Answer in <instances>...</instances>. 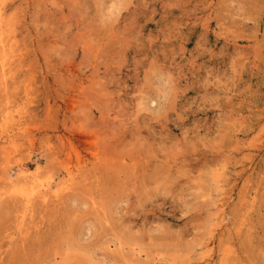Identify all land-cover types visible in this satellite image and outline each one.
<instances>
[{"label": "rangeland", "instance_id": "rangeland-1", "mask_svg": "<svg viewBox=\"0 0 264 264\" xmlns=\"http://www.w3.org/2000/svg\"><path fill=\"white\" fill-rule=\"evenodd\" d=\"M0 264H264V0H0Z\"/></svg>", "mask_w": 264, "mask_h": 264}, {"label": "bare ground", "instance_id": "bare-ground-1", "mask_svg": "<svg viewBox=\"0 0 264 264\" xmlns=\"http://www.w3.org/2000/svg\"><path fill=\"white\" fill-rule=\"evenodd\" d=\"M40 185H42V184H41V183H40V184H37V183H36V184L31 185L30 191H31V192H35V191H36L35 189H36V188L38 189V187H40ZM41 187H43V185H42ZM44 188H45V187H44ZM39 189H40V188H39ZM34 190H35V191H34ZM28 192H29V191H28ZM38 192H39V191H38ZM27 194H28V193H27ZM27 194H26V195H27ZM30 194H31V193H30ZM30 194H29V196H30ZM32 194H33V193H32ZM34 195H35V194H34ZM41 195H42V194H41ZM31 196H32V195H31ZM35 196H36V195H35ZM45 199H46V198H45ZM43 200H44V199H43Z\"/></svg>", "mask_w": 264, "mask_h": 264}]
</instances>
